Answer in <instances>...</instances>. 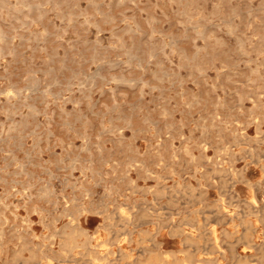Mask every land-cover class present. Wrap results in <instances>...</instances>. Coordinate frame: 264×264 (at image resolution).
<instances>
[{
	"label": "rangeland",
	"instance_id": "374dc122",
	"mask_svg": "<svg viewBox=\"0 0 264 264\" xmlns=\"http://www.w3.org/2000/svg\"><path fill=\"white\" fill-rule=\"evenodd\" d=\"M20 1L0 3V264H264V0Z\"/></svg>",
	"mask_w": 264,
	"mask_h": 264
},
{
	"label": "bare ground",
	"instance_id": "6f19581e",
	"mask_svg": "<svg viewBox=\"0 0 264 264\" xmlns=\"http://www.w3.org/2000/svg\"><path fill=\"white\" fill-rule=\"evenodd\" d=\"M2 1H3V0H2ZM22 1H23V0H22ZM22 1H20V2H22ZM32 1H33V0H31V2H32ZM117 1H118V0H117ZM125 1H126V0H125ZM137 1H138V0H137ZM181 1H182V2H185V1H183V0H181ZM188 1H189V0H188ZM7 2H8V1H7ZM7 2H6V4H7ZM23 2H24V1H23ZM25 2H26V1H25ZM29 2H30V1H29ZM37 2H38V1H37ZM91 2H92V0H91ZM122 2H123V1H122ZM133 2H134V0H133ZM0 3H1V0H0ZM96 3H98V2H96ZM96 3H95V5H96ZM14 4H15V3H14ZM14 4H13V5H14ZM21 4H22V3H21ZM28 4H30V3H28ZM28 4H27V5H28ZM34 4H35V3H34ZM34 4H33V2H32V5H34ZM57 4H58V3H57ZM118 4L120 5V3H118ZM118 4H117V5H118ZM184 4H185V3H184ZM4 5H5V4H4ZM4 5L2 4V6H4ZM15 5H16V4H15ZM27 5H26V6H27ZM35 6H36V5H35ZM17 7H18V6H17ZM20 7H21V6H19V8H20ZM31 7H32V6H31ZM37 7L40 8V6H37ZM41 7H42V6H41ZM96 7H97V6H96ZM98 7H99V6H98ZM13 8L16 9V10L19 9V8H15L14 6H13ZM25 8H27V7H25ZM29 8H30V7H28V9H29ZM20 9H22V8H20ZM50 9H51V8H50ZM95 9H96V8H95ZM98 9H99V8H98ZM219 9H220V8H219ZM96 10H97V9H96ZM96 10H95V11H96ZM185 10H186V9H185ZM185 10H184V11H185ZM233 10H234V9H233ZM20 11H21V10H20ZM102 11H103V10H102ZM188 11H189V10H188ZM103 12H105V11H103ZM107 12H108V11H107ZM185 12H186V11H185ZM189 13H191V12H189ZM238 13H239V12H238ZM63 14H64V11H63ZM64 15H65V14H64ZM84 15H85V14H84ZM86 15H87V13H86ZM86 15H85V16H86ZM88 15H89V14H88ZM108 15H109V14H108ZM125 15H126V14H125ZM125 15H124V16H125ZM189 15H190V14H189ZM15 16H16V15H15ZM40 16H41V15H40ZM68 16H69V15H68ZM89 16H90V15H89ZM154 16H155V15H154ZM193 16H194V15H193ZM69 17H70V16H69ZM72 17H73V16H71V20H73ZM92 17H94V16H92ZM102 17H103V16H102ZM105 17H106V16H105ZM115 17H116V16H115ZM131 17H132V16H131ZM151 17H152V16H151ZM109 18H110V17H109ZM157 18H158V17H157ZM191 18H192V17H191ZM88 19H89V18H88ZM88 19H87V20H88ZM92 19H93V18H92ZM94 19H95V18H94ZM107 19H108V18H107ZM154 19H155V18H154ZM192 19H193V18H192ZM203 19H204V18H203ZM68 20H69V19H68ZM95 20H96V19H95ZM123 20H124V19H123ZM148 20H149V18H148ZM93 21H94V20H93ZM93 21H91V22H93ZM194 21H195V20H194ZM71 22H72V21H71ZM88 22H89V21H88ZM95 22H96V21H95ZM136 22H137V20H136ZM149 22H150V21H149ZM182 22H183V21H182ZM196 22H197V20H196ZM198 22H199V21H198ZM96 23L98 24V22H96ZM150 23H151V22H150ZM155 23H156V22H155ZM191 23H192V22H191ZM24 24H25V23H24ZM88 24H89V23H88ZM93 24H94V23H93ZM136 24H137V23H136ZM136 24H135V25H136ZM192 24H193V23H192ZM197 24H198V23H197ZM229 24L232 25V23H229ZM94 25H95V24H94ZM200 25H201V24H200ZM0 26H1V25H0ZM95 26H96V25H95ZM97 26H98V25H97ZM124 26H125V25H124ZM124 26H123V27H124ZM126 26H128V25H126ZM133 26H134V24H133ZM192 26L195 27V25H192ZM201 26H202V25H201ZM224 26H225V25H224ZM232 26H233V25H232ZM59 27H60V26H59ZM128 27H129V26H128ZM128 27H127V28H128ZM135 27H137V25H136ZM129 28H130V27H129ZM140 28H141V27H140ZM197 28H198V27H197ZM204 28H205V27H204ZM204 28H203V29H204ZM151 29H152V28H151ZM198 29H199V28H198ZM201 29H202V28H201ZM230 29H231V28H230ZM232 29H233V28H232ZM46 30H47V29H46ZM199 30H200V29H199ZM207 30H208V29H207ZM99 31H100V30H99ZM200 31H201V30H200ZM208 31H209V30H208ZM229 31H231V30H229ZM48 32H49V31H48ZM111 32H113V31H111ZM212 32H213V31L211 30V33H212ZM115 33L117 34L118 32H116V30H115ZM133 33H134V32H133ZM133 33H132V34H133ZM138 33H139V32H138ZM150 33H151V32H150ZM163 33H164V32H163ZM199 33H200V32H199ZM203 33H204V31H203ZM207 33H208V32H207ZM5 34H6V33H5ZM45 34H46V33H45ZM116 34H115V35H116ZM123 34H124V33H123ZM164 34H165V33H164ZM164 34H161V35H164ZM208 34H209V33H208ZM208 34H207V35H208ZM212 34H213V33H212ZM37 35H38V34H36V36H37ZM112 35H114V33H112ZM150 35H152V34H150ZM199 35H202V34L200 33ZM5 36H6V35H4V37H5ZM40 36H41V34H39V36H37V37H40ZM45 36H46V35H45ZM45 36H42V37H45ZM117 36H119V35H117ZM156 36H157V35H156ZM204 36H206V35L204 34L203 37H204ZM10 37H12V35H11ZM114 37H115V36H114ZM130 37H131V36H130ZM153 37H155V36H153ZM153 37H152V39H153ZM162 37H164V36H162ZM218 37H219V35H218ZM0 38H1V37H0ZM6 38H7V36H6ZM6 38H5V39H6ZM34 38H36V37H35V34H34ZM210 38H211V37H210ZM40 39H41V38H40ZM43 39H44V38H43ZM135 39H136V38H135ZM8 40H9V39H8ZM8 40H6V41L8 42ZM123 40H124V37H123ZM2 41H3V39H2ZM9 41H10V40H9ZM38 41H40L39 38H38ZM38 41H37V42H38ZM42 41H43V40H42ZM134 41H136V40H134ZM137 42H138V39H137ZM169 42H170V40H169ZM175 42L177 43L176 40H175ZM118 43H119V42H118ZM138 43H139V42H138ZM164 43H165V41H164ZM166 43H168V41H166ZM166 43H165V44H166ZM215 43H216V42H215ZM4 44H5V42H4ZM168 44H169V43H168ZM216 44H217V43H216ZM119 45H121V44H119ZM126 45H127V44H126ZM128 45H129V44H128ZM156 45H157V43H156ZM243 45H244V44H243ZM243 45H242V46H243ZM117 46H118V45H117ZM203 46H204V45H203ZM119 47H120V46H119ZM137 47H138V46H137ZM115 48H116V47H115ZM154 48H156V47H154ZM154 48H153V49H154ZM242 48L244 49V47H242ZM242 48H241V49H242ZM3 49H4V48H3ZM117 49H118V48H117ZM131 49H132V48H131ZM197 49H198V48H197ZM239 49H240V48H239ZM243 49H242L241 51H243ZM118 50H119V49H118ZM128 50H129V48L127 49L126 53L128 52ZM149 50H150V49H149ZM154 50H155V49H154ZM154 50H153V51H154ZM132 51H138V50L136 49V50H132ZM151 51H152V48H151ZM198 51H199V50H198ZM156 52H157V51H156ZM181 52H182V51H181ZM196 52H197V51H196ZM207 52H208V51H207ZM257 52H258V51H257ZM259 52H260V51H259ZM124 53H125V52H124ZM150 53H151V52H150ZM153 53H154V52H153ZM243 53H244V52H243ZM245 53H246V51H245ZM95 54H96V53H95ZM127 54H128V53H127ZM136 54H138V53H136ZM154 54H155V53H154ZM247 54H248V53H247ZM155 55H156V54H155ZM155 55H153V56L155 57ZM195 55H196V53H195ZM200 55H202V54H200ZM48 56H49V58H50V55H48ZM48 56H47V57H48ZM128 56H129V55H128ZM133 56H134V55H133ZM186 56H187V54H186ZM186 56H185V57H186ZM129 57H130V56H129ZM129 57H128V58H129ZM134 57H135V56H134ZM138 57H139V56H138ZM140 57H142V56H140ZM154 57H153V58H154ZM187 57H188V56H187ZM200 57H201V56H200ZM93 58H94V57H93ZM193 58H195V57L193 56ZM50 59H51V58H50ZM139 59H140V58H139ZM142 59H145V58H142ZM187 59H188V58H187ZM195 59H196V58H195ZM63 60H64V59H63ZM102 60H103V59H102ZM131 60H132V59L130 58L129 61H131ZM135 60H136V59H135ZM145 60H146V59H145ZM150 60H152V59H150ZM196 60H197V59H196ZM64 61H65V60H64ZM99 61H100V59H99ZM111 61H112V60H111ZM120 61H121V60H120ZM120 61H119V62H120ZM133 61H134V60H133ZM136 61L138 62V60H136ZM148 61H149V60H148ZM187 61H188V60H187ZM189 61H190V60H189ZM189 61H188V62H189ZM192 61H193V60H192ZM51 62H53V59H52ZM102 62H103V61H102ZM112 62H113V61H112ZM114 62H115V61H114ZM116 62H117V61H116ZM125 62H126V61H125ZM143 62H144V61H142V63H143ZM146 62H147V60H146ZM146 62H145V64H147ZM149 62H150V61H149ZM193 62H194V61H193ZM62 63H63V61H62ZM105 63H108V62L105 61ZM138 63H140V60H139ZM138 63H137V65H138ZM142 63H141V64H142ZM150 63H151V62H150ZM190 63H192V62L190 61ZM194 63L196 64V61H195ZM197 63H198V62H197ZM102 64H103V63H102ZM116 64H117V63H116ZM130 64H131V63H130ZM143 64H144V63H143ZM198 64H199V63H198ZM202 64H203V63H202ZM109 65H110V64H109ZM114 65H115V64H114ZM191 65H192V64H191ZM193 65H194V64H193ZM203 65H204V64H203ZM225 65H227V64H225ZM258 65H259V64H258ZM261 65H262V64H261ZM60 66H61V65H60ZM65 66H66V65H65ZM97 66H98V65H97ZM115 66H116V65H115ZM130 66H133V65H130ZM144 66H145V65H144ZM144 66H143V68H144ZM198 66H199V65H198ZM256 66H257V63H256ZM259 66H260V65H259ZM102 67H103V65H102ZM111 67H112V66H111ZM140 67H141V66H140ZM145 67H146V66H145ZM200 67H201V65H200ZM125 68H126V67H125ZM137 68H138V67H137ZM141 68H142V67H141ZM157 68H158V67H157ZM196 68H197V66H196ZM254 68H255V67H254ZM99 69H101V67L98 68V70H99ZM161 69H162V68H161ZM161 69H160V70H161ZM197 69H198V68H197ZM255 69H256V68H255ZM255 69H254V70H255ZM258 69H259V68H257V70H258ZM162 70H163V69H162ZM162 70H161V71H162ZM165 70H166V69H165ZM199 70H200V69H199ZM201 70H202V68H201ZM257 70H256V71H257ZM35 71H36V70H35ZM77 71H78V70H77ZM77 71H76V73H78ZM96 71H97V70H96ZM154 71H155V70H154ZM222 71H223V70H222ZM222 71H221V72H222ZM36 72H37V71H36ZM36 72H32V74H33V73H36ZM88 72H89V71H88ZM99 72H100V71H99ZM166 72H168V71H166ZM221 72H220V73H221ZM224 72H225V71H224ZM224 72H222V73H224ZM157 73L159 74V72H157ZM161 73H162V72H161ZM200 73H201V72H200ZM103 74H104V73H103ZM256 74H257V73H256ZM51 75H52V74H51ZM54 75L56 76V74H54ZM80 75H81V74H80ZM80 75H79V76H80ZM101 75H102V73H101ZM117 75H118V74H117ZM153 75H155V74H153ZM156 75H157V74H156ZM156 75H155V77H157ZM161 75H162V74H161ZM218 75H219V73H218ZM258 75H259V74H258ZM260 75H261V74H260ZM31 76H32V75H31ZM31 76H30V77H31ZM72 76H73V75H72ZM72 76H71V77H72ZM79 76H77V77H79ZM113 76H114V75H113ZM119 76H120V74H119ZM164 76H165V75H164ZM219 76H220V75H219ZM36 77H37V76H36ZM115 77H116V75H115ZM120 77H121V76H120ZM122 77H123V76H122ZM122 77H121V78H122ZM155 77H154V78H155ZM56 78H59V77H56ZM73 78H74V77H73ZM105 78H107V77H105ZM116 78H117V77H116ZM118 78H119V77H118ZM31 79H32V77H31ZM31 79H30V80H31ZM86 79L88 80V78H86ZM133 79H134V78H133ZM36 80H37V79H36ZM113 80H114V79H113ZM119 80H120V78H119ZM123 80H124V78H123ZM141 80H142V79H141ZM156 80H157V79H156ZM159 80H160V79H159ZM159 80H158V81H159ZM204 80H205V79H204ZM39 81H40V80H39ZM55 81H56V80H54V83H55ZM70 81H71V80H70ZM104 81L106 82V79H105ZM114 81H115V80H114ZM133 81H134V80H133ZM135 81H136V80H135ZM179 81H180V80H179ZM29 82H30V81H29ZM89 82H90V81H89ZM96 82H98V81H96ZM119 82H120V81H119ZM137 82H138V81H137ZM141 82H144V81H141ZM36 83H37V81H36ZM36 83H35V84H36ZM72 83H73V82H72ZM106 83H107V82H106ZM115 83H116V82H115ZM121 83H122V82H121ZM131 83H132V82H131ZM131 83H130V84H131ZM28 84H29V83H28ZM52 84H53V82H52ZM57 84H58V83H57ZM64 84H65V82H64ZM81 84H83V83H81ZM90 84H91V83H90ZM90 84H89V85H90ZM98 84H99V83H98ZM117 84H118V83H117ZM117 84H116L115 86H117ZM126 84H127V83H126ZM128 84H129V83H128ZM146 84H148V82H147ZM150 84H151V83H150ZM150 84H149V85H150ZM54 85H55V84H54ZM77 85L79 86V84H77ZM86 85H87V84H86ZM86 85H85V86H86ZM89 85H88V86H89ZM131 85H133V84H131ZM154 85H156V84H154ZM29 86H30V85H29ZM33 86H35V85H33ZM36 86H37V85H36ZM39 86H40V85H39ZM64 86H65V85H64ZM99 86H100V85H99ZM151 86H153V85H151ZM15 87H16V86H15ZM18 87H20V86H18ZM80 87H81V85H80ZM80 87H78V88H80ZM37 88H38V87H37ZM40 88H41V87H40ZM69 88L71 89V86H70ZM84 88H85V87H84ZM84 88H83V89H84ZM86 88H88V87H86ZM93 88H94V87H93ZM93 88H92V89H93ZM151 88H152V87H151ZM0 89H2V88H0ZM13 89H14V88H13ZM18 89H19V88H18ZM21 89H22V87H21ZM31 89H32V88H31ZM35 89H36V87H35ZM70 89H69V90H70ZM104 89H105V88H104ZM5 90H6V89H5ZM105 90H106V89H105ZM18 91H19V90H18ZM20 91H21V90H20ZM5 92H6V91H5ZM65 92H66V91H65ZM83 92H84V90H83ZM122 92H123V91H122ZM15 93H16V92H15ZM62 93H63V92H62ZM103 93H104V92H103ZM105 93H106V92H105ZM177 93H178V92H177ZM11 94H12V93H11ZM18 94H19V93H18ZM55 94H56V93H55ZM86 94H87V93H86ZM89 94H90V93H89ZM241 94H242V93H241ZM241 94H240V95H241ZM48 95H49V94H48ZM70 95H71V94H70ZM81 95H82V93H81ZM12 96H13V95H12ZM57 96H58V95H57ZM57 96H56V97H57ZM87 96H89V95H87ZM242 96H243V95H242ZM242 96H241V97H242ZM8 97H9V95H8ZM10 97H11V96H10ZM20 97H21V95H20ZM49 97H50V96H49ZM59 97H60V96H59ZM72 97H73V96H72ZM72 97H71V98H72ZM200 97H201V96H200ZM200 97H199V98H200ZM241 97H239V98H241ZM243 97H244V96H243ZM245 97H248V96H245ZM68 98H70V96H69ZM77 98H78V97H77ZM7 99H8V98H7ZM61 99H62V98H61ZM63 99H64V96H63ZM65 99H66V98H65ZM85 99H86V98H85ZM257 99H258V98H257ZM9 100H10V99H9ZM35 100H36V99H35ZM76 100H77V99H76ZM78 100L81 101L80 98H78ZM86 100H87V99H86ZM197 100H198V99H197ZM27 101H28V103H29V100H27ZM27 101H26V102H27ZM64 101H65V100H64ZM71 101H72V99H71ZM257 101L259 102V106H260V105H261V104H260L261 101L256 100V105H257ZM17 102H18V101H17ZM61 102H62V101H61ZM77 102H78V101H77ZM197 102H198V101H197ZM15 103H16V102H15ZM57 103H58V102H57ZM73 103H74V101H73ZM192 103H193V102H192ZM74 104H75V103H74ZM173 105H174V104H173ZM190 105H191V104H190ZM13 106H15V105H13ZM29 106H30V105H29ZM64 106H65V105H64ZM91 106H92V105H91ZM241 106H242V105H241ZM257 106H258V105H257ZM259 106H258V107H259ZM263 106H264V105H262L261 107H263ZM116 107H117V106H116ZM213 107H214V106H213ZM9 108H10V107H9ZM25 108H26V107H25ZM39 108H40V107H39ZM78 108H79V107H78ZM111 108H112V107H111ZM162 108H163V107H162ZM165 108H167V106H165ZM259 108H260V107H259ZM12 109H13V108H12ZM27 109H28V108H27ZM79 109H80V108H79ZM211 109H212V108H211ZM20 110H21V109H20ZM33 110H34V109H33ZM28 111H29V110H28ZM40 111H41V110H40ZM40 111H39V112H40ZM76 111H77V110H76ZM78 111H79V110H78ZM81 111H82V110H81ZM163 111H164V110H163ZM165 111H166V110H165ZM214 112H215V111H214ZM28 113H29V112H28ZM36 113H37V112H36ZM71 113H73V112H71ZM254 113H255V112H254ZM257 113H260V110H259V112H257ZM257 113H256V115H257ZM32 114H33V113H32ZM73 114H74V113H73ZM77 114H78V113H77ZM80 114H81V113H80ZM185 114H186V113H185ZM211 114H212V113H211ZM250 114H251V113H250ZM252 114H253V113H252ZM35 115H36V114H35ZM121 115H122V114H121ZM170 115H171V114H170ZM212 115H213V114H212ZM129 116H130V115H129ZM184 116H185V115H184ZM220 116H221V115H220ZM250 116H251V115H250ZM258 116H259V115H258ZM68 117H69V116H68ZM75 117H76V116H75ZM214 117H215V116H214ZM216 117H217V116H216ZM216 117H215V118H216ZM261 117H263V116H261ZM48 118H49V117H48ZM72 118H73V117H72ZM210 118H212V117H210ZM247 118H248V117H247ZM253 118H254V117H253ZM255 118H256V117H255ZM255 118H254V119H255ZM217 119H218V118H217ZM224 119H225V118H224ZM228 119H229V118H228ZM234 119H235V118H234ZM256 119H257V118H256ZM72 120H73V119H72ZM246 120H247V119H246ZM260 120H261V118H260ZM12 121H13V120H12ZM14 121H15V119H14ZM14 121H13V122H14ZM77 121H78V120H77ZM228 121H229V120H228ZM238 121H239V120H238ZM15 122H16V121H15ZM66 122H67V121H66ZM74 122H75V121H74ZM122 122H123V120H122ZM236 122H237V120H236ZM248 122H249V120H248ZM248 122H247V123H248ZM252 122H253V121H252ZM30 123H32V122L30 121ZM227 123H228V122H227ZM33 124H35V123L33 122ZM74 124H75V123H74ZM128 124H130L129 121H128ZM222 124H223V123H222ZM232 124H234V123H232ZM232 124H231V125H232ZM30 125H31V124H30ZM65 125H67V124H65ZM69 125H70V124H69ZM224 125H225V124H224ZM224 125H223V126H224ZM236 125H237V124H236ZM32 126H33V125H32ZM220 126H221V124H220ZM48 127H49V126H48ZM103 127H104V126H103ZM231 127H232V126H231ZM39 128H40V126H39ZM77 128H78V127H77ZM81 128H82V127H81ZM221 128H222V127H221ZM225 128H226V127H225ZM227 128H228V127H227ZM260 128H261V127H260ZM31 129H32V127H31ZM37 129H38V128H37ZM111 129H113V128H111ZM140 129H141V128H140ZM140 129H139V130H140ZM29 130H30V129H29ZM33 130H34V129H33ZM82 130H83V129H82ZM118 130H119V129H118ZM223 130H224V129H223ZM231 130H232V129H230V131H231ZM238 130H239V129H238ZM238 130H237V131H238ZM261 130H262V128H261ZM66 131H67V130H66ZM105 131H106V130H105ZM115 131H117V130H115ZM115 131H114V132H115ZM145 131H146V130H145ZM224 131H225V130H224ZM235 131H236V130H235ZM237 131H236V132H237ZM262 131H263V130H262ZM3 132H4V130H3ZM50 132H51V131H49V133H50ZM181 132H182V131H181ZM226 132H227V130H226ZM236 132H235V134H236ZM0 133H2V132L0 131ZM14 133H15V132H14ZM51 133H52V132H51ZM76 133H77V132H76ZM82 133H83V132H82ZM159 133H160V132H159ZM230 133H231V132H230ZM232 134H233V131H232ZM12 135H13V134H12ZM37 135H39V134H37ZM49 135H50V134H49ZM237 135H238V134H237ZM2 136H3V135H2ZM9 136H10V135H9ZM18 136H19V135H18ZM50 136H51V135H50ZM50 136H49V137H50ZM47 137H48V136H47ZM85 137H86V136H85ZM233 137H234V135H233ZM24 138H25V136H24ZM26 138H27V137H26ZM58 138H59V137H58ZM83 138H84V137H83ZM119 138H120V137H119ZM119 138H118V140H119ZM212 138H213V137H212ZM238 138H239V137H238ZM22 139H23V138H22ZM41 139H42V138H41ZM46 139H47V138H46ZM235 139H237V138H235ZM90 140H91V139H90ZM120 140H121V138H120ZM163 140H164V139H163ZM168 140H169V139H168ZM168 140H167V144H168ZM92 141H93V140H92ZM236 141H238V140H236ZM20 142H23V141H20ZM48 142L50 143V141H48ZM83 142H84V141H83ZM238 142H239V141H238ZM2 143H3V142H2ZM39 143H40V142H39ZM41 143H42V142H41ZM62 143H63V142H62ZM96 143H98V142L95 141L94 144H96ZM169 143H170V142H169ZM257 143H258V142H257ZM22 144H23V143H22ZM81 145H82V144H81ZM87 145H88V144H87ZM118 145H119V144H118ZM152 145H153V144H152ZM161 145H163V144H161ZM164 145H165V144H164ZM237 145H238V144H237ZM92 146H93V145H92ZM156 146H157V145H156ZM168 146H169V145H168ZM13 147H14V146H13ZM82 147H83V146H82ZM86 147H87V146H86ZM100 147H101V146H100ZM169 147H170V146H169ZM217 147H218V146H217ZM231 147H232V146H231ZM36 148H37V147H36ZM67 148H68V146H67ZM67 148H66V149H67ZM72 148H73V147H72ZM72 148H71V149H72ZM92 148H93V147H92ZM198 148H199V147H198ZM225 148H226V147H224V149H225ZM159 149H160V148H159ZM173 149H174V148H173ZM216 149H217V148H216ZM220 149H222V148H220ZM238 149H239V148H238ZM34 150H35V148H34ZM36 150H37V149H36ZM83 150H84V149H83ZM220 151H221V150H220ZM226 151H227V150H226ZM230 151H231V150H230ZM251 151H252V150H251ZM76 153H77V152H76ZM172 153H173V152H172ZM70 154H71V153H70ZM80 154H81V153H80ZM175 154H176V153H175ZM10 155H11V154H10ZM28 155H29V154H28ZM72 155H73V154H72ZM72 155H71V156H72ZM89 155H90V154H89ZM168 155H170V153H169ZM215 155H216V153H215ZM229 155H230V154H229ZM59 156H60V155H59ZM33 157H34V156H33ZM75 157H76V156H75ZM168 157H169V156H168ZM217 157H218V156H217ZM70 158H71V157H70ZM154 158H155V157H154ZM157 158H158V157H157ZM220 158H221V157H220ZM233 158H234V157H233ZM10 159H11V158H10ZM66 159H67V158H66ZM81 159H82V157H81ZM94 159H95V158H94ZM104 159H105V158H104ZM60 160H61V159H60ZM73 160H74V159H73ZM78 160H79V159H78ZM98 160H99V159H98ZM156 160H159V159H156ZM160 160H161V159H160ZM160 160H159V161H160ZM216 160H217V159H216ZM220 160H221V159H220ZM233 160H234V159H233ZM12 161H13V160H12ZM61 161H62V160H61ZM61 161H60V162H61ZM64 161H65V160H64ZM75 161H76V160H75ZM90 161H91V160H90ZM103 161H104V160H103ZM13 162H14V161H13ZM165 162H166V160H165ZM201 162H202V161H201ZM64 163H65V162H64ZM73 163H75V162H73ZM87 163H88V162H87ZM94 163H95V161H94ZM222 163H223V162H222ZM4 164H5V163H4ZM23 164H24V162H23ZM32 164H33V162H32ZM151 164H152V163H151ZM201 164H202V163H201ZM201 164H200V165H201ZM204 164H205V163H204ZM86 165H88V164H86ZM86 165H85V166H86ZM14 166H16V165H14ZM201 166H204V165H201ZM205 166H206V165H205ZM86 167H87V166H86ZM15 168H16V167H15ZM23 168H24V166H23ZM23 168H22V169H23ZM82 168H83V167H82ZM99 168H101V167H99ZM129 168H131V167H129ZM212 168H213V166H212ZM230 168H231V167H230ZM22 169H21V170H22ZM71 169H72V168H71ZM102 169H103V168H102ZM227 169H229V168H227ZM235 169H236V168H235ZM17 170H18V169H17ZM81 170H82V169H81ZM132 170H133V169H132ZM194 170H195V169H194ZM213 170H214V168H213ZM229 170H230V169H229ZM233 170H234V169H233ZM97 171H98V170H97ZM130 171H131V170H130ZM130 171H129V172H130ZM145 171H146V170H145ZM158 171H159V170H158ZM171 171H172V170H171ZM6 172H7V171H6ZM234 172H235V171H234ZM71 173H72V172H71ZM84 173H85V172H84ZM172 173H173V171H172ZM213 173H214V172H213ZM229 173H230V172H229ZM23 174H24V173H23ZM26 174H27V173H26ZM99 174H100V173H99ZM151 174H154V173L152 172ZM18 175H19V174H18ZM230 175H232V174L230 173ZM21 176H22V175H21ZM51 176H52V175H51ZM235 176H236V175H235ZM9 177H10V175H9ZM158 177H159V176H158ZM199 178H200V177H199ZM3 180L5 181V179H3ZM7 180H8V179H7ZM116 180H117V179H116ZM11 181H12V180H11ZM13 181H15V180H13ZM13 181H12V182H13ZM73 182H75V180H74ZM132 183H133V182H132ZM248 183H249V181H248ZM46 184H47V183H46ZM46 184H45V185H46ZM249 184H251V183H249ZM251 185H252V184H251ZM43 186H44V185H43ZM13 187H14V186H13ZM78 187H79V186H78ZM180 187H181V185L179 186V188H180ZM188 187H189V186H188ZM250 187H251V186H250ZM20 188H21V187H20ZM45 188H46V186H45ZM52 188H53V187H52ZM176 188H177V187H176ZM176 188H175V189H176ZM190 188H191V186H190ZM192 188H193V187H192ZM39 189H40V187H38V190H39ZM46 189H47V188H46ZM162 189H165V188H162ZM194 189H195V188H194ZM194 189H193V190H194ZM36 190H37V189H36ZM48 190H49V189H48ZM42 191H43V190H42ZM52 191H53V190H52ZM82 191H83V190H82ZM109 191H110V190H109ZM115 191H116V190H115ZM159 191H160V192H159ZM159 191L156 192V193L162 194L161 190H159ZM19 192H20L19 189H16V190H15V193H19ZM45 192H47V191H45ZM45 192H44V194H45ZM86 192H87V190H86ZM89 192H90V191H89ZM133 192H135V191H133ZM253 192H254V191H253ZM49 193H50V192H49ZM72 193H73V192H72ZM13 194H14V193H13ZM40 195H41V194H40ZM47 195H48V193H47ZM85 195H87V194H85ZM85 195H84V196H85ZM252 195H253V194H252ZM41 196H42V195H41ZM44 196H45V195H44ZM55 196H56V195H55ZM81 196H82V195H81ZM24 197H25V196H24ZM24 197H23V198H24ZM220 197H221V196H220ZM69 198H71V197H69ZM154 198H155V197H154ZM152 199H153V198H152ZM246 199H247V198H246ZM249 199H250V198H249ZM250 200H252V198H251ZM253 200H255V199H253ZM219 201H220V200H219ZM52 202H53V201H52ZM65 202H66V201H65ZM220 202H221V201H220ZM253 202H254V201H253ZM255 202H256V201H255ZM67 204H68V203H67ZM72 204H73V203H72ZM154 204L156 205V203H154ZM220 204H221V203H220ZM251 204H252V203H251ZM70 205H71V204H70ZM206 205H207V204H206ZM208 205H209V204H208ZM208 205H207V206H208ZM254 205H255V204H254ZM67 206H68V205H67ZM76 207H77V205H76ZM83 207H84V206H83ZM221 207H222V206H221ZM211 208H212V207H211ZM222 208H223V207H222ZM158 209L160 210V208H158ZM225 209H226V208H225ZM248 209H250V208H248ZM255 209H256V208H255ZM257 210H259V209H257ZM64 211H65V213H66L67 215L70 214V213L68 212V208H65ZM69 211H70V210H69ZM122 211H123V210H122ZM147 211H148V210H147ZM150 211H151V210H150ZM191 211H193V210H191ZM59 212H60V211H59ZM119 212H120V211H119ZM119 212H118V213H119ZM230 212H231V211H230ZM248 212H249V211H248ZM97 213H98V212H97ZM149 213H151V212H149ZM194 213H195V212H194ZM249 213H250V212H249ZM254 213H255V212H254ZM58 214H60V213H58ZM72 214H73V213H72ZM155 214H156V213H155ZM221 214H222V213H221ZM78 215H79V214H78ZM140 215H141V214H140ZM142 215H143V214H142ZM15 216H16V215H15ZM124 216H125V215H124ZM152 216H153V215H152ZM56 217H57V216H56ZM56 217H55V218H56ZM125 217H126V216H125ZM218 217H219V216H218ZM230 217H231V216H230ZM71 218H72V217H71ZM129 218H130V216H129ZM120 219H121V218H120ZM122 219H123V218H122ZM172 219H173V218H172ZM73 220H74V218H73ZM73 220H72V221H73ZM123 220H124V219H123ZM125 220H126V219H125ZM248 220H249V222L251 221L250 219H248ZM6 221H7V216H5L4 214H3V215L0 214V248H1V250H3V251H4L5 243H6V240H4L5 229H4V227H3V225H4L3 222H6ZM74 221H75V220H74ZM77 221H78V220H77ZM120 221H121V220H120ZM120 221H119V222H120ZM256 222H257V221H256ZM68 223H69V222H68ZM125 223H126V221H125ZM144 223H145V222H144ZM227 223H228V222H227ZM254 223H255V222H254ZM72 224H73V223H72ZM118 224H120V223H118ZM70 225H71V224H70ZM70 225H69V226H70ZM123 225H124V224H123ZM180 225H181V224H180ZM225 225H226V224H225ZM248 225H249V224H248ZM65 226H67V225H65ZM72 226H74V225H72ZM72 226H71V227H72ZM213 226H214V225H213ZM71 227H70V228H71ZM73 228H74V227H73ZM79 228H80V227H79ZM174 228H175V227H174ZM180 228H181V227H180ZM243 228H244V226H243ZM253 228H254V227H253ZM71 229H72V228H71ZM211 229H212V228H211ZM84 230H85V229H84ZM86 230H87V229H86ZM86 230H85V231H86ZM145 230H147V229H145ZM224 230H226V229H224ZM251 230H252V229H251ZM78 231H79V230H78ZM212 231H213V229H212ZM212 231H211V232H212ZM246 231H247V230H246ZM68 232H69V231H68ZM76 232H77V231H76ZM83 232H84V231H82V233H83ZM254 232H255V231H254ZM62 233L67 234V232L64 231V230L62 231ZM144 233L146 234L147 232H144ZM252 233H253V232H252ZM252 233H250V236H252ZM257 233H258V232H257ZM68 234H69V233H68ZM84 234H85V233H84ZM147 234L150 235L149 232H148ZM151 234H152V233H151ZM185 234H186V233H185ZM215 234H216V231H215ZM245 234H246V233H245ZM85 235H86V234H85ZM186 235H187V234H186ZM246 235H247V234H246ZM12 236L15 237L16 240H18V239L21 238V230H20V228H19V226H18L17 224H13V225H12ZM50 236H51V235H50ZM91 236H92V235H91ZM99 236H100V235H99ZM99 236H98V237H99ZM239 236H241V235H239ZM242 236H243V235H242ZM84 237H85V236H84ZM93 237H94V236H93ZM100 237H101V236H100ZM22 238H23V237H22ZM67 238H68V237H67ZM71 238H72V237H71ZM91 238H92V237H91ZM217 238H218V237H217ZM236 238H237V237H236ZM72 239H73V238H72ZM187 239H188V237H187ZM214 239H215V238H214ZM238 239H239V238H238ZM241 239H242V238H241ZM244 239H245V238H244ZM84 240H85V241L83 242V246H84L86 249H89V247H90V240H91V239H89L88 234L86 235V239H84ZM97 240H98V239H97ZM141 240H142V239H141ZM103 241H104V240H103ZM106 241H107V240H106ZM122 241H123V240H122ZM184 241H185V237H184ZM76 242H77V241H76ZM80 242H81V241H80ZM158 242H159V240H158ZM221 242H222V241H221ZM248 242H249V240H248ZM251 242H252V245H254L253 241H251ZM42 243H43V242H42ZM99 243H100V242H99ZM188 243H189V239H188ZM15 244H16V242H15ZM75 244H77V243H75ZM153 244H154V243H153ZM250 244H251V243H250ZM250 244H249V245H250ZM256 244H257V243H256ZM22 245H23V244H22ZM80 245H82V244L80 243ZM216 245H217V244H216ZM157 246H158V245H157ZM212 246H213V245H212ZM250 246H251V245H250ZM262 246H263V245H262ZM28 247H29V246H28ZM44 247H45V246H44ZM72 247H73V245H72L71 242L68 241L67 239H65V240L62 242V249H65V250H68V251L70 250V252H71ZM77 247H78V246H77ZM257 247H258V246H257ZM263 247H264V246H263ZM14 248H15V247H14ZM218 248H219V247H218ZM20 249H21V248H20ZM221 250H222V249H221ZM256 250H257V249H256ZM261 250H262V249H261ZM27 251H28V250H27ZM31 251H32V250H31ZM53 251H54V250H53ZM92 251H93V249H92ZM177 251L179 252L180 249L177 250ZM219 251H220V250H219ZM242 251H245V250H242ZM90 252H91V251H90ZM120 252H121V251H120ZM138 252H139V251H138ZM152 252H153V251H152ZM180 252H181V251H180ZM233 252H234V251H233ZM15 253H16V255H17V253H18V249L16 250ZM42 253H43V252H42ZM68 253H69V252H68ZM81 253H82V252H81ZM164 253H165V252H164ZM183 253H184V252H183ZM183 253H182V255H183ZM94 254H95V253H94ZM126 254H128V253H126ZM154 254H155V253H154ZM154 254H152V255H154ZM187 254H188V250H187ZM90 255H91V253H90ZM189 255H190V254L186 255V252H185V256H189ZM32 256H33V255H32ZM95 256H96V255H95ZM102 256H103V255H102ZM129 256H130V255H129ZM163 256H164V255H163ZM165 256H166V255H165ZM172 256H173V254H172ZM190 256H191V255H190ZM249 256H250V255H249ZM15 257H16V256H15ZM44 257H47V256H42V258H44ZM82 257H83V256H82ZM90 257H91V256H90ZM104 257H105V259H106V256H104ZM130 257H131V256H130ZM18 258H19V257H18ZM20 258H21V257H20ZM98 258H99V257H98ZM120 258H121V257H120ZM123 258H124V257H123ZM174 258H175V257H174ZM183 258H184V257H183ZM183 258H182V259H183ZM15 259H16V258H15ZM53 259H54V258H53ZM88 259H89V257H88ZM100 259H102V258H100ZM100 259H99V260H100ZM103 259H104V258H103ZM127 259H128V257H127ZM130 259H131V258H130ZM151 259H152V258H151ZM167 259H168V258H167ZM180 259H181V258H180ZM186 259H187V258H186ZM210 259H211V258H210ZM244 259H245V257H244ZM45 260H46V259H45ZM63 260H64V259H63ZM65 260H66V259H65ZM119 260H121V259H119ZM123 260H124V259H123ZM152 260H153V259H152ZM165 260H166V259H165ZM173 260H174V259H173ZM176 260H177V259L175 258V261H176ZM183 260H185V258H184ZM183 260H179V259H178V261H176V262H180V261H183ZM187 260L190 261L189 257H188ZM187 260H185V262H186ZM204 260H205V259H204ZM230 260H231V259H230ZM90 261H91V260H90ZM111 261H112V260H111ZM111 261H110V262H111ZM114 261L117 262L116 260H114ZM138 261H140V260H138ZM144 261H145V260H144ZM148 261H149V260H148ZM160 261H161V260H160ZM17 262H18V261H17ZM93 262H94V261H93ZM95 262H96V264H98L97 261H95ZM106 262H107V263H110V262H108V257H107V261H106ZM145 262H146V261H145ZM154 262H155V260H154ZM161 262H162V261H161ZM166 262H167V260H166ZM219 262H220V261H219ZM90 263H91V262H90ZM101 263H102V262H101ZM104 263H105V261H104ZM151 263L153 264V261H152ZM171 263H172V262H171ZM37 264H38V262H37ZM99 264H100V263H99ZM102 264H103V263H102ZM117 264H118V263H117ZM155 264H156V263H155ZM159 264H160V263H159ZM164 264H165V262H164ZM166 264H168V263H166ZM172 264H173V263H172ZM174 264H177V263H174ZM178 264H179V263H178ZM188 264H189V263H188ZM219 264H220V263H219Z\"/></svg>",
	"mask_w": 264,
	"mask_h": 264
}]
</instances>
